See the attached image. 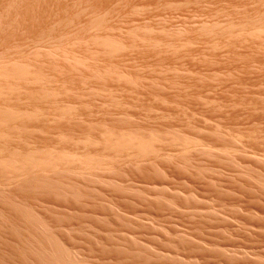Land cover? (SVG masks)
<instances>
[{"label": "rangeland", "instance_id": "obj_1", "mask_svg": "<svg viewBox=\"0 0 264 264\" xmlns=\"http://www.w3.org/2000/svg\"><path fill=\"white\" fill-rule=\"evenodd\" d=\"M0 264H264V0H0Z\"/></svg>", "mask_w": 264, "mask_h": 264}]
</instances>
